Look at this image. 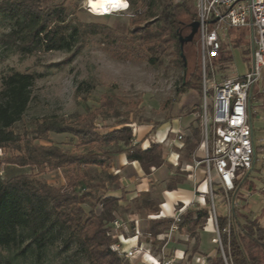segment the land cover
I'll return each mask as SVG.
<instances>
[{"label":"rangeland","instance_id":"374dc122","mask_svg":"<svg viewBox=\"0 0 264 264\" xmlns=\"http://www.w3.org/2000/svg\"><path fill=\"white\" fill-rule=\"evenodd\" d=\"M86 1L44 0L43 2V6L63 2L67 8V18L73 23L80 22L84 26L85 33L82 39L71 51H40L32 55H22L8 53L5 47L0 45V89L2 79L12 72L31 73L35 77L28 107L21 120L12 126L13 132L19 139L12 145L0 147V177L5 180L26 175L48 185L64 188L68 177L78 173L80 180L76 190L80 191V196L83 194L84 202L81 206L84 209V218L88 217L92 210L95 214H99L98 202L105 196L106 186L115 187L119 184L108 168L111 159L103 167L90 165L80 169L76 165L13 163L19 158H24L28 144L41 147L54 145L67 154L98 153L96 145L79 146L76 137L69 133H36L35 129L39 124L55 119L74 127L91 125L96 132L106 133L121 127V121H125L129 123L133 136L138 126L153 127L159 124L160 118L167 115L176 103L183 104L185 109L183 113L186 114L197 111L200 106V92L196 88V83H192L193 88L185 93L179 91L181 78L184 76L181 66L183 61L178 55L174 42H163L165 38L163 34L160 41L155 42L160 36L161 23L158 13L161 2L148 0L143 6L138 4L135 8L127 7L128 9H121L106 16H95L86 7ZM189 4L194 13L192 0H189ZM181 20L185 24L188 23L189 18L183 16ZM90 29L93 31L90 32ZM6 30L4 24L0 25V35ZM249 35L250 31L247 28L227 29L223 51L230 55V60L226 64L230 63L234 73L238 75H243L246 66L250 68ZM196 38L195 35L193 41L183 48L186 62L184 79L192 82H196L191 76L192 74L197 76L200 61V48ZM235 40H239L237 44L234 43ZM153 43L160 44L159 52L156 53L157 60L154 63L150 61L153 56L150 46ZM215 67L216 72L219 73L216 64ZM262 85H264V71ZM259 87V83H255L250 93V122L255 135L264 136V111L255 109V100L260 97ZM111 100L113 106L106 104ZM114 148V145H110L102 150ZM200 155L203 157V152ZM200 169L204 174L203 165ZM237 174L236 182L243 180L242 187H245L248 183L247 179L245 180L239 172ZM156 187L153 186L151 189L154 194L152 199L159 201L155 197ZM214 199L219 212L220 193H216ZM133 213L137 215L132 216ZM113 216V220L119 219L126 223L124 236L131 239L134 233L132 228L137 225L141 233L139 240L148 242L150 236L145 232L152 219L150 215L146 216L145 212L136 209L135 198L127 206L118 205ZM134 217H138L140 222L134 221L136 219ZM166 227L167 225L164 224L158 229L163 231ZM196 232L198 250L196 253L191 252L193 254L191 258L187 254L181 264H203L206 256L216 252L218 236L214 221L209 218ZM182 235L190 251L194 240L186 238L189 235L185 230ZM112 239L115 241L114 238ZM153 246V251L149 252V255L154 254L157 257L158 246ZM171 247L175 248L178 256L185 251L184 244L177 240L170 244ZM18 250L17 247L1 249L0 255L13 258L19 264H30V259L19 256ZM70 254L71 251L67 254H59L58 245L55 244L47 249L42 264H75L74 257L71 259ZM120 257L122 264H152L145 253L139 251L134 252L131 258ZM78 262L76 264H87L83 260Z\"/></svg>","mask_w":264,"mask_h":264},{"label":"trees","instance_id":"16d2710c","mask_svg":"<svg viewBox=\"0 0 264 264\" xmlns=\"http://www.w3.org/2000/svg\"><path fill=\"white\" fill-rule=\"evenodd\" d=\"M128 7L135 8L145 5L148 0H124ZM152 1V0H151ZM161 2L158 19L161 23L160 36L155 42H174L178 55V35L189 33V23L196 20L195 12L191 10L189 0H158ZM44 0H0V25L7 27L0 35V45L8 53L32 55L40 51H71L84 35V26L73 23L67 18V8L63 2L43 6ZM193 4V3H192ZM144 11V9H142ZM188 17V23L181 17ZM93 30L90 29V32ZM197 41V38H196ZM239 40H235V44ZM159 43L150 46L153 56L150 61L157 60ZM186 45V44H185ZM184 45V46H185ZM221 45L218 55L213 59L218 70L222 71L230 55L224 53ZM184 55V54H183ZM183 61V60H182ZM181 63V61H180ZM182 66L184 76L186 69ZM181 78L179 91L185 93L196 83L200 86V61L198 74H192L191 79ZM35 77L31 73L12 72L2 79L0 89V147L12 145L19 139L12 126L21 120L31 98V88ZM106 104L113 106V101ZM199 119V118H198ZM128 122L121 121L119 128L106 133H98L91 125L83 124L74 127L55 119L46 120L37 126L36 133L46 134L69 133L76 137L79 146L96 145L98 153L67 154L56 146L41 147L26 145L24 158L13 163L17 165L44 164L51 166L103 167L114 155L125 154L130 161H137L144 172L158 168L164 163L159 144L152 143L148 148H142V141L133 143L132 129ZM159 124L153 125L154 133ZM114 145V149L102 150ZM245 180L247 176L243 177ZM80 175L68 177L66 187H54L45 182L35 180L26 175H18L9 179L0 177V250L19 248L18 255L30 259V264H42L47 249L58 245L59 254H67L76 263L79 260L87 264H122L121 257L109 248L114 241L108 232L111 231L113 213L118 208V199L103 197L99 214L93 210L84 218L83 194L76 190ZM242 181L237 182L236 191L230 194V212L228 215H217V229L221 249L216 244L213 256H206L203 264H264V223L255 217L243 204L235 206V197L242 187ZM173 187L169 186V189ZM84 189V188H83ZM248 189H252L248 185ZM137 210L147 215L159 214L160 202L150 198L148 193H142L135 198ZM264 213V212H263ZM210 216V200L204 198L201 204L188 205L178 222V233L184 230L189 238H194L191 252L198 250L197 230L202 228ZM171 219H152L146 234L152 238L153 245H162L155 238L162 233L158 228L167 226ZM165 229V228H164ZM226 229V230H225ZM197 238V239H196ZM0 264H19L13 258L0 255Z\"/></svg>","mask_w":264,"mask_h":264},{"label":"built area","instance_id":"2783aa9c","mask_svg":"<svg viewBox=\"0 0 264 264\" xmlns=\"http://www.w3.org/2000/svg\"><path fill=\"white\" fill-rule=\"evenodd\" d=\"M192 3L198 22L196 36L200 48L201 93L197 115L203 149V157L195 161L194 168L203 165L205 184V190L197 193V203L200 205L204 198H209V218L214 221L221 249L217 215L226 216L230 212V194L236 191L237 173L244 177L256 162H264V152L260 150L264 136L255 135L249 113L251 90L255 83L262 81L264 71V0H192ZM229 27H243L250 31V68L246 66L243 75L234 73L230 63L218 73L213 63L221 45H226ZM216 193L221 195L222 214L216 209ZM235 206H240L239 197H235ZM185 209L175 212L171 223L156 235V239L162 241L157 257L149 255L153 245L149 235V248L144 252L152 264H181L185 258L184 253L178 256L175 251L172 255L165 254L167 244L179 231L178 222ZM111 226L108 235L115 239L109 246L112 252L131 258L135 250L142 251L138 245L123 249V242L129 239L123 234L126 223L114 219ZM132 231L131 238L141 235L137 225Z\"/></svg>","mask_w":264,"mask_h":264},{"label":"crops","instance_id":"0c3cea01","mask_svg":"<svg viewBox=\"0 0 264 264\" xmlns=\"http://www.w3.org/2000/svg\"><path fill=\"white\" fill-rule=\"evenodd\" d=\"M259 85L261 87L258 91L260 97L255 100V109L264 111V85H262V81ZM250 104L251 102L249 103V113L251 112ZM184 110L183 104L176 103L167 112V115L165 114L160 118L159 125L152 134L150 133L151 125L137 127L133 134V141H142V146L145 147H149L152 143L159 144L164 163L145 175L137 161L128 160L125 154L114 155L108 163V168L119 184L115 187L106 186L105 197L117 198L119 206L122 204L127 206L141 193H149L152 198L154 194L151 189L153 186H157L154 189L157 191L155 197L160 202V211L157 215H150L155 216L150 217L151 219H171L180 208L185 209L188 205L193 207L197 203V193L205 190L201 165L194 168L195 161L202 158L200 154L203 152L200 123L197 115L198 110L187 114L183 113ZM178 136L181 138L178 139ZM260 150L264 152V145L260 147ZM246 176L248 183L237 192L236 198L239 197L240 205L243 204L255 217L260 219L261 223H264V162H256ZM248 185L252 189H248ZM169 186L173 188L169 189ZM222 213V204L220 203L219 214ZM134 215L137 214L133 213L132 216ZM134 221L140 222V219L137 217ZM183 237L182 233H177L167 244L165 254H173L175 248H170V244L177 240L184 244L185 256L188 254L191 258L193 254L191 249L189 251L187 242L183 241ZM191 239L194 240V238ZM122 245L124 250H129L138 245L142 251L135 250V252L139 251V253H145L144 251L149 248L148 242H141L139 237L127 239ZM153 248L152 245L151 252ZM158 252L157 249L156 254Z\"/></svg>","mask_w":264,"mask_h":264},{"label":"bare ground","instance_id":"6f19581e","mask_svg":"<svg viewBox=\"0 0 264 264\" xmlns=\"http://www.w3.org/2000/svg\"><path fill=\"white\" fill-rule=\"evenodd\" d=\"M115 3H125V1L124 0H87L85 4L92 15L106 16L108 14L118 12L121 10V9H117L114 6ZM105 8L108 9L107 12H105L104 10Z\"/></svg>","mask_w":264,"mask_h":264},{"label":"water","instance_id":"95a60500","mask_svg":"<svg viewBox=\"0 0 264 264\" xmlns=\"http://www.w3.org/2000/svg\"><path fill=\"white\" fill-rule=\"evenodd\" d=\"M189 33L186 35H182L179 34L178 35V42H179V49H180V55L182 57L183 60V67H186V62H185V57L183 55V48L184 45L187 43H191L197 33V29H198V22L197 21H192L191 23H189Z\"/></svg>","mask_w":264,"mask_h":264},{"label":"snow or ice","instance_id":"6c2138e0","mask_svg":"<svg viewBox=\"0 0 264 264\" xmlns=\"http://www.w3.org/2000/svg\"><path fill=\"white\" fill-rule=\"evenodd\" d=\"M114 6L117 8V9H126L128 7V4L127 3H115ZM105 12L108 11V9H104Z\"/></svg>","mask_w":264,"mask_h":264}]
</instances>
